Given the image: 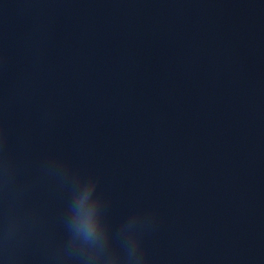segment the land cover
Wrapping results in <instances>:
<instances>
[{
	"label": "clouds",
	"instance_id": "obj_1",
	"mask_svg": "<svg viewBox=\"0 0 264 264\" xmlns=\"http://www.w3.org/2000/svg\"><path fill=\"white\" fill-rule=\"evenodd\" d=\"M95 187V182L92 180L77 186L70 205L72 214L68 221L73 241L79 242L82 247L88 249L91 256L104 254L109 240L107 225L102 219L99 197H95L87 209L84 207L88 197L94 195ZM128 254L129 258L136 257V252L130 247ZM112 261L109 259L107 264H112Z\"/></svg>",
	"mask_w": 264,
	"mask_h": 264
}]
</instances>
